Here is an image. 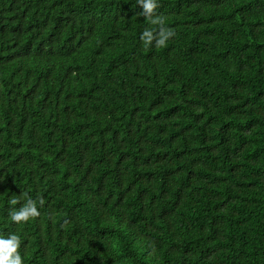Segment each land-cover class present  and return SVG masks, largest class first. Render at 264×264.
<instances>
[{"label": "trees", "instance_id": "16d2710c", "mask_svg": "<svg viewBox=\"0 0 264 264\" xmlns=\"http://www.w3.org/2000/svg\"><path fill=\"white\" fill-rule=\"evenodd\" d=\"M158 2L160 49L136 0H0L24 264H264V0ZM25 194L45 203L15 224Z\"/></svg>", "mask_w": 264, "mask_h": 264}, {"label": "clouds", "instance_id": "9594fccd", "mask_svg": "<svg viewBox=\"0 0 264 264\" xmlns=\"http://www.w3.org/2000/svg\"><path fill=\"white\" fill-rule=\"evenodd\" d=\"M136 3L142 8L139 14L151 25L146 27L140 35L143 46L149 48L154 45L157 49L166 47L167 42L176 35V32L167 26L166 18L158 14L157 9L160 7L158 0H136ZM37 201L40 207L44 206L43 197L33 199L25 194L22 204L20 199L11 198L8 201L12 206L8 212L10 220L15 224H22L39 217L41 213L37 207ZM17 204L21 206L16 208ZM67 223L66 220L65 224ZM21 244V237L17 234H9L7 237L0 235V264H24L20 253Z\"/></svg>", "mask_w": 264, "mask_h": 264}]
</instances>
